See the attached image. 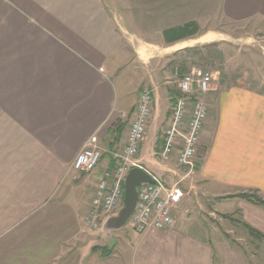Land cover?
I'll list each match as a JSON object with an SVG mask.
<instances>
[{
    "label": "crops",
    "instance_id": "1",
    "mask_svg": "<svg viewBox=\"0 0 264 264\" xmlns=\"http://www.w3.org/2000/svg\"><path fill=\"white\" fill-rule=\"evenodd\" d=\"M223 19L264 20V0H0V56L19 55V98L1 102L15 113L0 114V264H250L212 235L202 207L213 199L210 218L236 213L264 234V207L227 197L250 190L264 196L263 84L213 79L200 159L173 226L105 232L104 223L93 230L86 222L100 177L116 165L107 150L125 143L138 102L126 109L118 69H144L154 98L150 127L167 125L178 77L197 69L191 54L199 47L225 41L213 24ZM192 21L197 33L165 40V30ZM119 115L128 121L98 165L70 170L91 136H115ZM145 139L138 154L145 170L174 178L175 162L148 158ZM234 216L222 217L239 223Z\"/></svg>",
    "mask_w": 264,
    "mask_h": 264
},
{
    "label": "built area",
    "instance_id": "2",
    "mask_svg": "<svg viewBox=\"0 0 264 264\" xmlns=\"http://www.w3.org/2000/svg\"><path fill=\"white\" fill-rule=\"evenodd\" d=\"M213 79L212 72L195 68L178 77L177 93L173 96L169 121L163 131L161 146L155 153L159 162L166 163L175 158L177 164L187 170L186 175L192 174L198 164L202 146L200 136L209 114L206 96L212 88ZM153 106L152 89L143 87L125 143L121 147L107 150L116 165L103 172L95 188L92 206L86 217L87 224L93 230L100 228L122 207L124 182L130 169H145L138 154L147 134ZM104 151L99 138L91 136L77 153L70 170H92L98 165ZM151 175L155 182L138 187L137 203L129 220L132 227L140 233L173 226L176 222L174 211L185 197L178 182L168 185L159 177Z\"/></svg>",
    "mask_w": 264,
    "mask_h": 264
},
{
    "label": "rangeland",
    "instance_id": "3",
    "mask_svg": "<svg viewBox=\"0 0 264 264\" xmlns=\"http://www.w3.org/2000/svg\"><path fill=\"white\" fill-rule=\"evenodd\" d=\"M216 23L217 26L215 27L224 31L225 34L222 37L225 41L222 43L210 41L211 45L209 47H206L205 49L199 47V49L195 51V54H191V62L195 64L197 70H207L212 72L214 74V79L217 81L231 82L235 80H242L250 86L263 84L264 88V20L250 19L232 21L223 19L213 21V24ZM206 40H209V37ZM190 71L191 70L186 72ZM123 72H127V66L119 68L116 74L120 76V83L124 86L123 89L119 88V92L121 93L122 90L125 93L124 105L126 109L131 110L135 106L134 103L137 100V97L139 98L140 89L146 85V81L144 80V69L141 66L137 67L135 71L126 73L127 75L124 79ZM171 86L170 90H175V81L171 84ZM17 98H19V55L16 53L10 54L9 52V55L7 56H0V114L15 113L12 110H9L10 105H4L1 102H15ZM212 100H214V96H207V101L211 102ZM169 108H171V105ZM16 109L19 110V105H16ZM125 119L128 121V117L126 115L117 116L114 121V129ZM151 121L152 116L150 124ZM108 123L109 121L106 122V124ZM150 124V129L148 128V133L146 134L147 137L145 139V142H147L145 144L149 145L148 150H150V152L147 153V156L148 158L156 159V149L154 148V151L151 149L154 141L153 139L155 136L157 137L156 146L158 145L159 147L160 144H158L157 141L162 138L166 121L162 123L155 121L151 127ZM113 137L114 133L109 136L102 137L100 144L103 147H108V143L112 141ZM144 151L146 152L147 150L145 149ZM172 161L175 162V167L178 169V172L175 173L174 178H169L168 176L163 175L166 178V183L168 185H172L173 183L178 182L181 188L185 191L188 190L190 186L188 181H191L190 178L193 173L186 175L187 170L182 166H179L175 158H173ZM141 164L144 163L141 162ZM183 172H185V176L183 175ZM212 202L213 199L207 201V204L204 203V207H202V214L205 215L209 222L213 223L216 228V234L214 232L212 235L214 237L215 235H220L221 238L228 240L230 243H232L231 240H235L236 243L232 244L235 245V248L243 254V257L247 258L250 264H256L255 261H258V259H260V261H264V243L257 245V241L254 240L253 236H250L249 232L241 222H233L222 217V214L216 215L217 219L209 217L208 212H210L209 209L212 208ZM229 204L233 205V203ZM234 214L237 218H239L236 213H233V215ZM130 227V222H127L125 228ZM122 232L123 231L120 230L117 233ZM227 234L229 235V238L227 237ZM254 243L256 246L253 245Z\"/></svg>",
    "mask_w": 264,
    "mask_h": 264
},
{
    "label": "water",
    "instance_id": "4",
    "mask_svg": "<svg viewBox=\"0 0 264 264\" xmlns=\"http://www.w3.org/2000/svg\"><path fill=\"white\" fill-rule=\"evenodd\" d=\"M154 178L146 170L133 167L124 182L123 206L117 215L110 216L103 224L105 232L124 226L130 219L138 199V187L144 183H153Z\"/></svg>",
    "mask_w": 264,
    "mask_h": 264
},
{
    "label": "trees",
    "instance_id": "5",
    "mask_svg": "<svg viewBox=\"0 0 264 264\" xmlns=\"http://www.w3.org/2000/svg\"><path fill=\"white\" fill-rule=\"evenodd\" d=\"M198 29H199V27H198L197 22L192 21V22L186 23L182 26H177V27L165 30L164 31V37H165V40L167 42H172V41H176L179 39L191 37L192 35L197 33ZM124 125H125L124 123H120L119 125H117L115 127V129L114 128L112 129V131L115 132V136L112 139V141H110L108 143V146H112L113 144H115L116 141H118L120 139ZM160 141H162V139ZM161 143L162 142H160V144ZM234 196L242 197V198L246 199L247 201H249L253 204L264 207V196L262 194H260L257 190L239 192L237 194H231L227 197H234ZM222 215L225 217H232L233 218V214H222ZM233 219H236V218H233ZM239 221L244 225V227L249 231V233L251 235H253L255 237H259V236L264 237V234L262 232H260L258 229L252 227L250 224H248L245 221H241L240 219H239ZM227 237L229 238L228 234H227ZM231 242L236 243L235 240H231ZM95 248H96V246L93 247V250ZM102 248H104V247H102Z\"/></svg>",
    "mask_w": 264,
    "mask_h": 264
},
{
    "label": "bare ground",
    "instance_id": "6",
    "mask_svg": "<svg viewBox=\"0 0 264 264\" xmlns=\"http://www.w3.org/2000/svg\"><path fill=\"white\" fill-rule=\"evenodd\" d=\"M208 37H202L200 40L204 41L206 40Z\"/></svg>",
    "mask_w": 264,
    "mask_h": 264
}]
</instances>
